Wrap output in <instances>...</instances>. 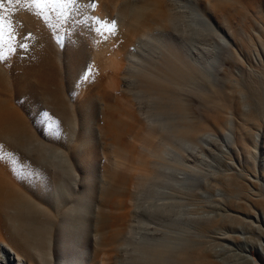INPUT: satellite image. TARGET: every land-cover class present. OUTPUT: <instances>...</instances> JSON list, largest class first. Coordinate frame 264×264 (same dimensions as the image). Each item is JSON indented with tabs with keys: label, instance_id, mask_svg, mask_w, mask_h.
<instances>
[{
	"label": "rangeland",
	"instance_id": "rangeland-1",
	"mask_svg": "<svg viewBox=\"0 0 264 264\" xmlns=\"http://www.w3.org/2000/svg\"><path fill=\"white\" fill-rule=\"evenodd\" d=\"M199 1L216 32L184 0H76L86 25L71 34L69 6L7 3L40 54L0 48V148L34 156L46 181L29 193L0 173L2 230L19 235L0 249L14 264H148L174 229L228 214L221 186L187 196L196 172L243 176L264 203V0ZM184 119L197 139L172 133ZM230 213L244 222L206 233L209 257L184 264H264V211Z\"/></svg>",
	"mask_w": 264,
	"mask_h": 264
},
{
	"label": "bare ground",
	"instance_id": "bare-ground-1",
	"mask_svg": "<svg viewBox=\"0 0 264 264\" xmlns=\"http://www.w3.org/2000/svg\"><path fill=\"white\" fill-rule=\"evenodd\" d=\"M184 1H186L190 9L194 12L195 18L198 21V23H200L208 30L212 32H216V27L211 21H209L204 10L200 7V1L199 3L198 0H184ZM0 2H3L4 4L3 9H0V14L3 15L4 22L12 33L11 40H9L2 47H0L3 50L4 55L5 54L10 55L12 53L15 54L16 56H27L30 54L39 55L40 52L37 51L36 48L37 43L32 45V43L26 42L24 35L25 33L22 32L24 31V28L22 26L21 20L17 19L15 15H13L12 13L7 14V12L9 11L8 10L9 6L7 2H5L4 0ZM76 9L77 7L75 6V4L69 5V7L66 10H64L63 16L60 17V21H59L61 22L60 26L63 28L62 31L66 34L69 33L71 34L73 32L72 29L73 26L71 25L73 23L75 24L78 23L79 25L82 26L86 25V21H85L86 19L82 20V16L87 12V10L86 9L80 10L79 15L77 16V14H75ZM18 25H20V27ZM169 28H170V21H169ZM21 45H23V47H21ZM218 67L220 66L218 65ZM179 100L181 101V98L180 99L177 98L176 101ZM183 101H185V99H183ZM181 103L183 102L181 101ZM179 106L181 110L185 109V107L183 109V105L180 104ZM183 122L184 123H182L179 126L178 125L174 126L172 133L175 134V132L180 130V132L187 134L191 138L197 139L200 130L197 127H195L194 122L190 123L188 119H184ZM229 123L231 125V122ZM241 138L242 139L239 142L240 144L237 145L239 147L241 154H249V156L251 157L250 155L251 151L248 148L247 137H241ZM234 139H233V143H235ZM13 154L14 153H10V152L8 154L5 150L0 148V157H3L2 159H0V173L16 181L18 183L17 184L18 186L28 190L29 193H34L36 191H39V188L43 185L45 187L46 185L45 176L42 173L44 170L43 167L40 166V162L34 156L26 155L24 152L21 151H19V154L17 153L14 155ZM195 174H196L194 175L195 178H190L189 180H187V182L190 183L188 184L189 190L186 193L187 196H189L191 199L196 200L199 198L202 189L206 191L209 190L210 192V191H214L215 188H217L218 186H221L225 189L224 192L226 198L223 201L225 202L224 206L227 207L228 214L223 216V218L219 217L217 219H212L207 221H200V220L196 221L195 232L193 233L184 232V231L175 232L174 227H172L174 229V230L172 229L173 230L172 233L175 234L173 235L171 233L172 235L170 237H167V239L172 243L173 246L170 248H161L158 245L148 246L146 248V256L149 260L148 264H184L186 260L190 257L194 259H197L198 257L208 258L209 251L205 247L206 244L204 245V241H203L204 235L206 233L211 232L214 229H219L226 226L229 227L237 223L244 222L243 217H240V215H233L234 213L232 214L230 212L242 211L244 215H248L250 214L249 212L253 210V208L256 209L261 208V210L264 211V203L259 200V198L262 195L261 191H258L259 189L256 190V186L252 185L250 182H249L250 183L249 186L248 185L245 186L246 183L242 184V182L245 181L244 179L245 177L236 176L234 174H227L226 176H224L227 177L225 178L227 180L224 182L223 179H221L223 178L222 176L212 177L210 176V173L207 172L206 174H202L201 172H196ZM236 179H241L242 182L239 181L240 183L238 182L237 184L235 182ZM7 197L11 198V196L10 197L7 196ZM18 237H19L18 234L15 233L11 234L5 230H2L1 221H0V239H2L3 242L7 241L8 243L13 244L14 243L13 240L18 239ZM0 253H3V255H5V258H3V256L0 257V261L2 260L1 264H14V257L12 258L10 253L4 251L2 248L0 249ZM11 253L16 255V257L19 259V260L17 259V261H20L21 254L17 249L11 247ZM245 258L251 264H260L259 262L263 261V258H261L260 256L257 257V259H255L253 255L245 256ZM210 264H216V262L213 261L210 262Z\"/></svg>",
	"mask_w": 264,
	"mask_h": 264
},
{
	"label": "snow or ice",
	"instance_id": "snow-or-ice-1",
	"mask_svg": "<svg viewBox=\"0 0 264 264\" xmlns=\"http://www.w3.org/2000/svg\"><path fill=\"white\" fill-rule=\"evenodd\" d=\"M7 3L9 4H17L20 5L21 7H29V8H36V9H40L41 11H43V9L45 7H51L53 9H57V8H66L69 5L75 4L76 0H6ZM4 4L3 2H0V9H3ZM94 25H99L97 27H95V31L98 34H103V31L108 32L109 34H112L114 32L115 29V22L113 21L112 24L110 26H105L104 22H100V21H93ZM12 38V33L10 31V29L6 26L5 22H4V17L2 14H0V47H2L5 43H7L9 40H11ZM21 47H23V45H21ZM0 58H2V53H0ZM90 70V69H89ZM87 74H85L82 79H87ZM45 116H47V114L45 113ZM49 127L51 128L52 125H49ZM53 131L55 129H52ZM3 157H0V159H2Z\"/></svg>",
	"mask_w": 264,
	"mask_h": 264
}]
</instances>
